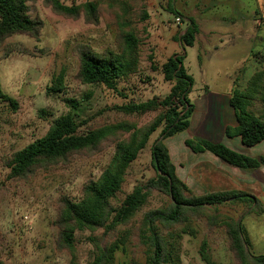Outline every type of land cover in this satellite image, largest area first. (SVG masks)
<instances>
[{"label": "rangeland", "instance_id": "1", "mask_svg": "<svg viewBox=\"0 0 264 264\" xmlns=\"http://www.w3.org/2000/svg\"><path fill=\"white\" fill-rule=\"evenodd\" d=\"M59 1L68 6L96 2L99 24L86 23L84 16L78 19L60 16L44 0H31V16L44 22L39 39L17 35L0 46L1 87L4 94L18 102V110L14 111L8 102L0 100V264H70L73 256L56 248L58 229L54 223L59 199L67 196L79 200L84 184L98 179L108 167L113 148L79 156L24 179H10L4 161L46 135L50 124L69 112L77 113L79 123L85 121L81 131L125 120L141 128L154 120L160 110L125 116L116 107L129 101L140 103L168 95L169 84L160 81L162 74L154 71L151 64H163L167 53L182 54L179 38L186 29L183 17L194 19L200 28L195 45L184 50L183 66L193 78L190 100L207 88L227 91L231 83L229 76L234 72V89L244 91L252 76L264 70V0H163L165 34L172 45L159 55L154 44L158 36L154 0H125L132 10L141 8L150 16L145 22L136 20V14L127 18L141 40L140 70L127 82L119 84V92L104 86L83 85L76 78L82 45H90L96 52L118 51L115 10L109 9L112 0ZM177 17L181 18L179 24L175 22ZM61 74L65 90L51 93L49 87ZM67 99L74 100L79 105L78 110L70 108ZM250 111L264 116V101L255 100ZM161 130L152 135L147 148L132 164L122 191L113 200L115 206L119 207L136 186L156 177L151 146ZM170 202L169 196L154 191L135 224L140 223L144 213L165 208ZM248 208L244 204L228 205L220 207L219 212L236 221L243 217L242 228L249 251L254 256H264V200L254 210ZM191 227L195 235H183L181 241L182 264H205L200 257L204 240L208 242L215 264H237L229 250L224 227L210 231L205 219L192 222ZM76 239V261L88 264L93 259L95 244L103 245L115 237H105L100 230L77 232ZM146 251L147 247L133 235L116 253L115 264H146Z\"/></svg>", "mask_w": 264, "mask_h": 264}, {"label": "trees", "instance_id": "2", "mask_svg": "<svg viewBox=\"0 0 264 264\" xmlns=\"http://www.w3.org/2000/svg\"><path fill=\"white\" fill-rule=\"evenodd\" d=\"M44 1L60 16L72 19L84 16L85 22L92 25L100 22L99 6L96 2L68 6L59 0ZM30 2L31 0H0V46L17 35L39 39L44 22L39 17L31 16ZM109 9L115 10L118 51L106 49L96 52L90 45H82L78 53L79 70L76 78L83 85L104 86L119 92V84L136 75L141 62V40L133 30L132 21L127 18L130 14H136V20L145 22L150 16L141 8L132 10L125 0H112ZM199 32L196 21L188 19L185 32L179 38L183 47L182 54L170 57L160 66L151 64L154 71H160L164 80L172 84L168 95L140 103L129 101L116 107L125 116L144 115L160 110L161 113L145 126L138 128L135 123L125 120L81 131L86 125L85 121L79 123L76 119L77 113L69 112L54 120L46 135L4 161V166L9 169L10 179H24L37 172L66 164L79 156L97 154L113 148L108 167L98 179L84 184L79 200H72L67 196L59 199L54 223L58 229L56 248L73 256L70 264H79L75 256L76 233H95L100 230L104 231L105 237L115 239L103 245L96 243L93 259L88 264H115L116 253L125 247L133 235L147 247L146 264H182V237L186 234L195 235L191 224L200 219L206 220L210 231L218 227L225 228L229 250L237 264H264V256H254L249 251V243L242 228L243 217L236 221L219 212L220 207L236 204H244L248 209L254 210L259 205V199L238 192L203 195L192 193L177 177L166 145L167 139L187 131L190 127V119L195 109L189 98L193 89V78L183 66L186 57L184 50L195 45ZM64 90V76L61 74L49 87V91L61 93ZM119 95L127 99L126 95ZM259 98L264 101V70L252 76L246 90L233 89L231 93L230 103L238 125L236 128H227L226 134L229 137L240 136L246 147H254L264 142V116H256L250 111L255 100ZM0 100L8 102L14 111L18 110V102L4 94L1 80ZM66 102L74 111L78 110L79 105L74 100L67 99ZM160 128L161 133L151 146L156 177L136 186L119 207L115 206L113 200L122 191L129 169L147 148L152 135ZM186 146L195 153L210 152L223 162L246 171L257 170L264 164V157H260L258 161L224 144L199 138L187 140ZM154 191L169 196L170 204L165 208L144 213L140 223L136 225L138 214ZM209 250L208 242L204 240L200 249L201 260L205 264H215Z\"/></svg>", "mask_w": 264, "mask_h": 264}, {"label": "crops", "instance_id": "3", "mask_svg": "<svg viewBox=\"0 0 264 264\" xmlns=\"http://www.w3.org/2000/svg\"><path fill=\"white\" fill-rule=\"evenodd\" d=\"M153 4L156 18L155 26L158 33L157 38L154 39V44L157 46V55H159L166 52L172 44L170 37L165 34L167 21L163 20L162 15L165 3L163 0H154ZM183 19L186 24L188 20L184 17ZM184 32L185 29L182 30L181 35ZM166 55L168 56L165 62L176 54L167 53ZM160 65L162 63L157 64V66ZM160 78L161 82L164 81V83L169 84V92L172 84L166 82L163 75ZM229 78L231 83L227 91L219 92L207 88L202 94H197L196 98L191 100L195 109L190 119L189 129L167 139L166 145L171 161L175 166L177 177L192 193L203 195L214 192H238L254 196L262 201L264 200V166H260L254 171L242 170L223 162L210 152L195 153L186 146L187 140L199 138L212 143L224 144L228 148L251 158L264 156V142L254 147H246L243 145L240 136L229 137L226 134L227 128H236L238 125L235 111L230 103L231 93L234 89L235 72ZM192 92L193 89L190 97Z\"/></svg>", "mask_w": 264, "mask_h": 264}, {"label": "built area", "instance_id": "4", "mask_svg": "<svg viewBox=\"0 0 264 264\" xmlns=\"http://www.w3.org/2000/svg\"><path fill=\"white\" fill-rule=\"evenodd\" d=\"M175 22H176V24H179V23L181 22V18H180V17H177V18L175 19Z\"/></svg>", "mask_w": 264, "mask_h": 264}, {"label": "water", "instance_id": "5", "mask_svg": "<svg viewBox=\"0 0 264 264\" xmlns=\"http://www.w3.org/2000/svg\"><path fill=\"white\" fill-rule=\"evenodd\" d=\"M260 161V159H258Z\"/></svg>", "mask_w": 264, "mask_h": 264}]
</instances>
